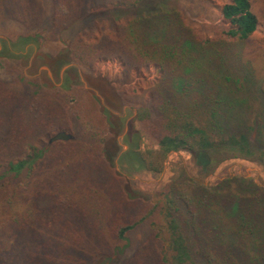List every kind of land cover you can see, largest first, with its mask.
<instances>
[{
	"label": "trees",
	"instance_id": "16d2710c",
	"mask_svg": "<svg viewBox=\"0 0 264 264\" xmlns=\"http://www.w3.org/2000/svg\"><path fill=\"white\" fill-rule=\"evenodd\" d=\"M256 2L46 5L44 41L35 33L16 37L19 46L35 39L37 50L0 55L6 62L28 56L29 72L45 65L55 79L67 65L59 86L46 70L34 85L11 83L19 67L0 73L9 94L16 89L23 98L18 106L45 147L17 180L18 199L6 200L0 264H264V184L236 174L204 180L232 158L264 168V41L252 38L264 30V11ZM39 8L27 9L21 22L41 25ZM80 20L87 26L64 37ZM126 110L134 111L129 120ZM61 130L76 138L46 145ZM143 139L153 148L142 150ZM180 150L199 176L182 171L156 190V200L115 165L118 158L160 172ZM15 166L25 163L0 161V173Z\"/></svg>",
	"mask_w": 264,
	"mask_h": 264
},
{
	"label": "rangeland",
	"instance_id": "374dc122",
	"mask_svg": "<svg viewBox=\"0 0 264 264\" xmlns=\"http://www.w3.org/2000/svg\"><path fill=\"white\" fill-rule=\"evenodd\" d=\"M50 1L51 0H0V55L11 53L14 55H18L19 53H22L24 55L29 54L28 56H30L37 50L38 44L35 39L37 37L38 42L44 41L46 33L43 29H48V25L51 22L49 21V9L46 10V5L49 4ZM166 1L170 4L184 5L188 0ZM194 1L196 3L198 2V0ZM36 3L39 4L40 8L38 12L43 15L42 21L44 22H42L41 25L31 29V27H28L27 24L21 22L20 17L21 15H23V13H25L27 9H30L31 11ZM256 4L258 5V8L261 7V9L264 11V0H257ZM104 9L107 10V8ZM121 11L126 12L127 9ZM193 11H198V9H193ZM95 15H97V13L91 14L90 18L94 17ZM194 19L198 20V17L194 16ZM22 20H26L29 25H32L30 19L25 18ZM87 24L88 22H86L85 20H80L74 23L64 33V37L72 38L79 31L85 28ZM34 33L37 34V36H35V39L33 41H27V43L21 46L18 45L20 42V39H16L18 34L32 36ZM252 38L258 44H261L262 41H264V30L262 28L256 30L253 33ZM54 42L55 44H57L59 43V40L57 38H54ZM27 57L21 59V61L10 59L8 60V62H6L5 57L0 58V73L3 74L7 69L10 70L19 67L21 68V70L19 68V70L15 69V78L11 83L17 82L21 84L23 83L21 82L23 80L24 82L30 83V85H34L35 82L33 77L35 75H38L41 70H46L48 77L52 79L54 84L59 86L64 83V77L62 73L67 65L63 66L60 69L59 78L55 79L53 78L49 68L45 65L38 67L35 73L29 72L31 60L28 61L30 58L28 57L27 61H24ZM148 71L151 77H153L157 73L156 69L153 66H149ZM2 74H0V161H9L13 165L24 162L25 167L21 168V166H15L8 172L2 171L0 173V178L2 177L1 182H4V185L1 189L2 193L0 194V219L7 216L9 213V205L6 201L8 197L13 196L14 198L16 196L18 199V195H20V188L16 183L17 180L26 177L31 163L38 158L40 152L42 154V150L45 148L41 146V141L37 139L36 136H34V133L31 134L32 131L30 130L32 126L31 124H27V120L31 121L30 118L27 117L28 115H30V113L26 112V109L23 105L18 106L19 100L23 101V98L17 95L16 89L12 91L13 93L9 94L5 87L4 81H1ZM124 114H129L127 118V120H129L132 117V114H134V111L130 112V110H126ZM25 132H28L30 134H27ZM67 133L72 135V138L68 140L76 138L75 134L71 132ZM50 138H48V140L46 141V145L51 144V142L49 143ZM118 139L121 144H124L122 135H120ZM140 145L142 150L153 148V146L145 139L142 140V143ZM115 165L117 170L128 177V179L130 180V184L134 189H138L155 196V200L157 199L155 195L156 190L169 179L178 176L182 171H185L193 176H199L197 167L195 166L190 153L184 150L170 152L160 172H152L144 169L136 170L126 162L119 161L118 158L115 159ZM235 174L249 176L253 178L257 183L264 184V168L256 162L241 158H232L225 160L218 166L213 174L205 177L204 180L207 183H214L219 179ZM4 192H6L7 194H5ZM24 193L25 191H23V194ZM12 213H14L13 208ZM98 264L102 263L99 262Z\"/></svg>",
	"mask_w": 264,
	"mask_h": 264
},
{
	"label": "water",
	"instance_id": "95a60500",
	"mask_svg": "<svg viewBox=\"0 0 264 264\" xmlns=\"http://www.w3.org/2000/svg\"><path fill=\"white\" fill-rule=\"evenodd\" d=\"M70 138H72L71 134L65 131H59L49 139V143L56 140H68Z\"/></svg>",
	"mask_w": 264,
	"mask_h": 264
}]
</instances>
